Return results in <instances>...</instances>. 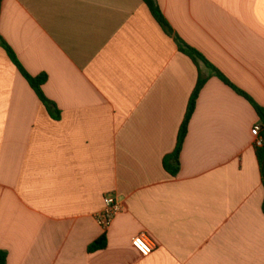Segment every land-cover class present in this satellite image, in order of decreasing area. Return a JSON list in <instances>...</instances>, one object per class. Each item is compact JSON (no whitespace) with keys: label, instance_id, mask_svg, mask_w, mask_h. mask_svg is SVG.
<instances>
[{"label":"crops","instance_id":"crops-1","mask_svg":"<svg viewBox=\"0 0 264 264\" xmlns=\"http://www.w3.org/2000/svg\"><path fill=\"white\" fill-rule=\"evenodd\" d=\"M175 35L264 107V0H157ZM0 250L7 264H264V185L253 104L199 69L143 0H3ZM124 206L108 231L104 199ZM146 234L144 257L133 240ZM105 236L107 247L90 253Z\"/></svg>","mask_w":264,"mask_h":264},{"label":"trees","instance_id":"trees-1","mask_svg":"<svg viewBox=\"0 0 264 264\" xmlns=\"http://www.w3.org/2000/svg\"><path fill=\"white\" fill-rule=\"evenodd\" d=\"M2 2L3 0H0V15L2 9ZM143 2L148 6L153 17L161 26L163 31L168 36L173 37L175 39L177 45L179 46V51L184 55H186L187 57H189L192 60V62L195 64V66L199 69L200 72L197 86L190 99L188 110L179 132L175 151L164 159L163 165L165 170L173 177L177 176L180 171L181 154L189 132V126L195 114L197 102L201 94V91L203 90V88L205 87L208 81V78L203 76L200 71L201 65H204L210 70H213L221 81H223L226 85L234 89L238 95L245 98L255 107L257 114L260 118L261 128H262L263 146L257 147L256 154L261 169L263 185H264V107L257 104L249 94H247L245 91H243L235 84H233L226 76H224L217 68H215L201 52L188 45L181 38H179V36L175 35L173 28L171 27L170 23L167 21L166 17L164 16L160 6L157 3V0H143ZM0 46L7 51L9 57L11 58V60L13 61L19 72L27 80V82L29 83V85L31 86V88L39 98V100L47 107L50 115L54 119H60V112L55 110V105L47 98L43 90L45 84L48 81V76L46 74H41L39 76L31 75L25 69L23 64L20 62L14 50L10 47V45L4 40V38L1 35H0ZM263 210H264V205H263ZM106 247H107V239L105 236H103L90 246L89 252L90 253L98 252L104 250ZM7 261H8V253L6 251L0 250V264H7Z\"/></svg>","mask_w":264,"mask_h":264},{"label":"built area","instance_id":"built-area-1","mask_svg":"<svg viewBox=\"0 0 264 264\" xmlns=\"http://www.w3.org/2000/svg\"><path fill=\"white\" fill-rule=\"evenodd\" d=\"M256 147L263 146L262 128L255 126L253 129ZM123 204L112 196H107L104 199V209L97 215L96 219L99 226L108 231L112 226L115 218L124 211ZM133 246L144 256L147 257L155 250V243L148 235L142 234L133 240Z\"/></svg>","mask_w":264,"mask_h":264}]
</instances>
